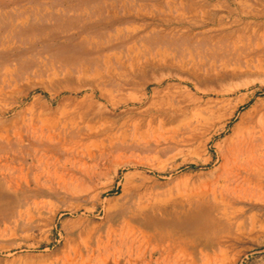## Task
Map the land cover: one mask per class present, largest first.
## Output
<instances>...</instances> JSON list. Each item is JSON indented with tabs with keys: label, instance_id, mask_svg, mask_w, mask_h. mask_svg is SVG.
<instances>
[{
	"label": "rangeland",
	"instance_id": "1",
	"mask_svg": "<svg viewBox=\"0 0 264 264\" xmlns=\"http://www.w3.org/2000/svg\"><path fill=\"white\" fill-rule=\"evenodd\" d=\"M101 256L264 264V0H0V264Z\"/></svg>",
	"mask_w": 264,
	"mask_h": 264
},
{
	"label": "bare ground",
	"instance_id": "2",
	"mask_svg": "<svg viewBox=\"0 0 264 264\" xmlns=\"http://www.w3.org/2000/svg\"><path fill=\"white\" fill-rule=\"evenodd\" d=\"M202 13V12H201ZM200 13V14H201ZM199 14V15H200ZM182 15V14H181ZM188 18H189V16H188ZM199 20V19H198ZM188 21V20H187ZM209 21V20H208ZM211 21V20H210ZM200 23V22H199ZM188 24V23H187ZM204 24V23H203ZM194 25V24H193ZM192 31V30H191ZM108 81V80H107ZM99 97V96H98ZM200 100V99H199ZM198 100V101H199ZM94 101V100H93ZM95 102V101H94ZM216 102V101H215ZM199 103V102H198ZM209 110V109H208ZM205 112V111H204ZM215 112V111H214ZM193 116V115H192ZM218 117V116H217ZM198 118H199V116H198ZM219 118V117H218ZM257 118V117H256ZM261 119V118H260ZM259 119V120H260ZM222 120V119H221ZM218 121V120H217ZM225 121V120H224ZM249 121V120H248ZM263 121V120H262ZM198 123V122H197ZM257 125H259V124H257ZM261 127V126H260ZM211 128V127H210ZM250 128V127H249ZM256 128V127H255ZM243 132H244V130H243ZM237 134V133H236ZM234 136V135H233ZM242 138V137H241ZM243 139V138H242ZM244 143H245V141H244ZM253 144V143H252ZM235 145V144H234ZM261 145V144H260ZM238 146H239V144H238ZM241 146V145H240ZM230 147V146H229ZM232 147H234V146H232ZM242 147V146H241ZM246 147V146H245ZM236 148V147H235ZM228 149V148H227ZM239 149V148H238ZM242 149V148H241ZM254 150V149H253ZM232 153V152H231ZM248 155H249V153H248ZM249 158V157H248ZM255 162V161H254ZM256 164V163H255ZM228 166V165H227ZM257 166V165H256ZM233 192V191H232ZM175 224H173L172 226H174ZM103 259V258H102ZM107 259V258H106ZM104 260V259H103ZM101 262V261H100ZM105 262V261H104ZM107 262V261H106ZM102 264V263H101Z\"/></svg>",
	"mask_w": 264,
	"mask_h": 264
},
{
	"label": "crops",
	"instance_id": "3",
	"mask_svg": "<svg viewBox=\"0 0 264 264\" xmlns=\"http://www.w3.org/2000/svg\"><path fill=\"white\" fill-rule=\"evenodd\" d=\"M102 258H103L104 260H103ZM100 261H101V262H100ZM104 261H105V262H104ZM106 261H107V259L104 258L103 256H101V257L99 258V262H98V264H101V263H102V264H105Z\"/></svg>",
	"mask_w": 264,
	"mask_h": 264
}]
</instances>
